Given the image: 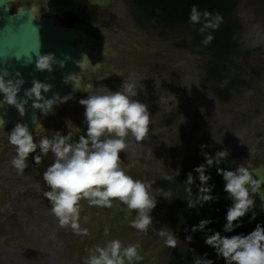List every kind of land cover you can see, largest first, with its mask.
Segmentation results:
<instances>
[{
  "label": "rangeland",
  "instance_id": "rangeland-1",
  "mask_svg": "<svg viewBox=\"0 0 264 264\" xmlns=\"http://www.w3.org/2000/svg\"><path fill=\"white\" fill-rule=\"evenodd\" d=\"M85 1L93 17L88 21L87 34L96 41L111 40L108 51L105 43L98 48L100 56L96 58L111 66L114 61L124 62L128 73L119 76L121 82L115 90L92 75L82 78L81 88L91 84V92L73 91L72 99L47 115L43 127L40 124L30 130L37 140L46 132L52 138L58 131L62 136L84 131V108L79 100L88 94L122 91L133 82L138 93L135 98L148 105L151 122L145 140L136 142L129 134L128 147L120 154L122 166L134 163L125 167L129 175L152 182V195L157 199L151 212L154 227L147 233L130 227L133 213L129 219L123 214L118 219L121 228H114L113 223L107 235L100 231L95 234L91 223H83L82 218L81 227L87 229V235L67 233L41 195L47 190L43 181L46 169L31 165L30 171L26 168L23 174L17 173L14 180V167L2 166L11 165L5 160L11 163L16 154L15 147L5 141L0 146V264H84L87 256L78 259L79 252L97 238L112 235L124 246L140 245L138 252L146 260L138 264H171L172 253L188 236L183 218L187 191L174 193L166 186L167 175L177 169L191 171L205 163L203 152L214 155L218 150L226 153L220 166L229 170L241 164L252 168L264 163V0H240L234 18L232 54L220 60L203 45L198 25L172 29L153 24L137 0H107L100 5L91 4L98 0ZM54 14L60 22L70 24L63 15ZM135 45L158 48L155 57L142 61L146 70L132 65L137 62ZM151 61L154 68H149ZM107 74H113L111 69ZM161 74L162 90L157 92V83H152L150 76L158 78ZM221 90H228V101L218 95ZM16 113L15 109L12 118ZM3 118L0 124L6 122ZM202 145L207 147L202 149ZM48 160L49 166L54 160L51 152ZM213 169L215 166L208 172ZM161 190L170 193L169 199L161 195ZM119 206L124 208L121 203ZM93 207L81 202V211ZM105 211L108 213V208ZM256 218L264 219V212H257ZM160 228L176 234V248L164 245V238L156 231Z\"/></svg>",
  "mask_w": 264,
  "mask_h": 264
},
{
  "label": "clouds",
  "instance_id": "clouds-1",
  "mask_svg": "<svg viewBox=\"0 0 264 264\" xmlns=\"http://www.w3.org/2000/svg\"><path fill=\"white\" fill-rule=\"evenodd\" d=\"M223 17L216 13L213 15L205 10L201 13L197 5H192L189 22L201 24L200 32L219 28ZM214 36L207 34L202 43L207 46ZM87 57V55H83ZM30 59V58H29ZM66 61L57 59L54 53H39L35 59V70L38 72L53 71V66L64 67ZM82 67L80 61H77ZM9 74H0V93L3 94L2 104L14 107L21 117L25 115L26 105L32 101V108L39 110L43 115L54 111V107L66 103L71 96L61 97L54 94L46 98L43 93L51 91L52 85L39 79L31 81L32 86L24 90V97H19L25 83L21 73L6 78ZM66 84L73 85V91L90 93L92 85L81 88L78 74H67L64 77ZM136 85L128 82L122 91L109 93L88 94L86 98L79 100L84 108L83 123L86 125L84 135L77 141L71 142V135H59L51 139L41 136L34 138L33 131L28 124L17 122L7 133L8 143L15 147V156L11 165L18 174H23L27 168L28 157L39 165L43 157L50 152L54 156L53 162L43 172V181L47 191L43 192L51 204L50 212L58 220L61 228H69L75 235H87V229L81 227V202L86 201L90 206L111 208L114 201L126 206L131 215L130 227L139 232L147 233L153 225L151 212L157 205V199L152 195V182L143 179H135L128 174L122 166L120 153L128 147L129 134L136 142H142L148 136L150 125V113L148 105L140 102L137 97ZM0 124V126H3ZM43 127V124H41ZM207 147L202 145L201 148ZM205 163L196 166L192 172L187 173L186 182L195 185L198 179V197L201 207L208 201H216L214 196V184H209L212 179L206 174L208 169L215 166L216 172L223 179V192L231 201L227 207L223 225V233H234L243 223V218L252 213L250 221L256 218L255 198L259 196L264 178L254 177L249 167L241 164L235 170L219 167L226 153L218 150L215 154L203 152ZM193 172L197 174L194 178ZM180 174L179 169L176 170ZM162 194L169 199L170 193ZM188 208H195L191 201H187ZM87 222V218H84ZM212 219H202L197 225H193V233L204 232L205 245L214 249L217 259H222L224 264H264V224L257 223L255 228L247 233L222 235L220 231L206 227L212 224ZM164 238L166 247L176 248V234L164 228L156 229ZM187 231V229L185 230ZM105 234L108 229L105 228ZM192 241L191 235L187 236ZM140 245L129 244L124 246L120 239L106 240L104 245H96L88 249V255L84 264H138L142 260L138 252ZM194 252V250H193ZM195 253V252H194ZM208 253L195 255L194 264H214Z\"/></svg>",
  "mask_w": 264,
  "mask_h": 264
},
{
  "label": "water",
  "instance_id": "water-1",
  "mask_svg": "<svg viewBox=\"0 0 264 264\" xmlns=\"http://www.w3.org/2000/svg\"><path fill=\"white\" fill-rule=\"evenodd\" d=\"M14 1L17 0H0V74L7 72L9 75L6 78H11L17 72L21 73L25 83L18 93L19 97H24V90L32 86L31 81L34 78L52 85L51 91L42 92L46 98H51L54 94L61 97L71 96V84L64 82V77L67 74L80 75L84 70L81 75L85 77L92 75L91 77L100 80L105 77L108 70L114 68L108 63H99L96 57L100 56V51L97 50L104 45L105 41H96L90 37L86 32L87 24L67 25L57 22L51 14V17H45L44 14L37 11L38 9L34 5L27 3L17 12L12 13L11 5ZM97 2H101V0ZM86 49L92 52H90V56L84 58ZM39 53H54L57 59L65 60L66 63L64 67L54 65L51 73L38 72L35 70V59ZM77 61H80L82 67H79ZM24 98L26 99V97ZM2 99L3 94L0 93V101ZM2 105L0 103V118L4 117L2 120H6V122L0 126V131L8 127L7 123H12L14 126L17 122L26 123L29 128H33L41 120L42 113L32 108L31 100L26 105L23 117L16 110V117L12 118L11 113L15 108L6 104ZM262 165L264 164L250 168L254 177L258 179L264 178V166ZM260 195L264 198V186L260 190ZM254 198L255 208H264V201H259L257 196ZM112 216L109 215L106 219ZM100 232L105 234V230L101 229ZM145 260L142 257L141 261Z\"/></svg>",
  "mask_w": 264,
  "mask_h": 264
},
{
  "label": "trees",
  "instance_id": "trees-1",
  "mask_svg": "<svg viewBox=\"0 0 264 264\" xmlns=\"http://www.w3.org/2000/svg\"><path fill=\"white\" fill-rule=\"evenodd\" d=\"M80 3V4H79ZM85 3L82 0H55L54 6L57 11L66 15L70 18L72 23L91 21V12L82 5ZM240 0H137V5L147 11L149 19L153 24H163L168 28L185 27L190 25H198L200 28L201 24H193L189 22V15L192 5H197L199 11L207 10L213 15L219 13L223 20L216 30H207L200 36L201 40L211 33L214 39L210 44L204 46L214 51L215 56L220 60L221 58L228 59L232 54L233 45L231 39L234 36V18L237 11V7ZM86 5V3H85ZM218 95L222 100L228 101L230 94L228 90L217 91ZM44 159V157H43ZM221 167V166H219ZM191 171H180L177 175L176 171L170 172L166 177V186L171 189L177 195L187 191V196L184 199L183 204V218L184 224L188 226L187 234L193 237L192 241L185 239L183 243L175 249L174 254L171 255V264H194L195 255H203L208 253L210 259L214 261V264H224L222 259H217L214 249L205 245L204 243V232L197 231L193 233L191 228L193 225H197L202 219H212L214 222L208 225V228L220 231L222 235H233L251 232L257 223L264 224V219L255 218L250 221L251 214L243 218L242 226L235 230L234 233H223V225L226 223L225 216L227 207L230 206L231 201L227 199V194L223 192V179L217 174L216 168L212 171H207L206 174H210L212 179L209 184H214L213 195L218 197L216 201H208L203 207H201L202 201L198 199L201 195L198 193L199 181L196 180L195 185H189L186 182L187 173ZM194 178L197 176L193 172ZM187 201H191L195 208H188ZM194 250V252H193Z\"/></svg>",
  "mask_w": 264,
  "mask_h": 264
},
{
  "label": "bare ground",
  "instance_id": "bare-ground-1",
  "mask_svg": "<svg viewBox=\"0 0 264 264\" xmlns=\"http://www.w3.org/2000/svg\"><path fill=\"white\" fill-rule=\"evenodd\" d=\"M102 2H104V1H107V0H101ZM28 2H31L30 0H28ZM33 2H35V1H33ZM40 2V1H39ZM28 5H31V4H29L28 3ZM34 6H35V8H39L38 9V12H41L42 11V9H41V5L39 4V5H37V4H34ZM50 15V13H48L47 15H44L45 17H48ZM52 17H53V19H55L57 22H60V20L58 19V17L57 16H55V14H52ZM86 32H87V30H86ZM105 44H107L106 46L107 47H105V48H107L106 49V51H108V49L110 48V46H111V40L110 39H107L106 41H105ZM134 54H135V60H137V62H135V63H132V65L133 66H135L136 68L135 69H139V70H146L148 67H145L144 65L146 64V63H143L142 61L143 60H145L146 58H150V57H155L156 56V54H158V48L156 49H154V48H149V47H147V46H140V45H135V48H134ZM90 52H92L91 50L89 51L88 49H86V52H85V54L87 55V57L88 56H90L91 55V53ZM105 55V54H104ZM87 57H84V58H87ZM152 62V65L150 64V67L149 68H154V62L153 61H151ZM106 63V62H105ZM114 63H115V65H113V69H111V71L112 72H116V73H118L119 75H122V76H126L127 75V73H128V69L127 68H125L123 65L125 64L124 62L122 63L121 61H114ZM134 68V67H133ZM84 72V70L82 71V73ZM81 73V70H80V72H79V74ZM81 73V74H82ZM78 75V76H84V75ZM150 78H151V80H153V82L152 83H157V86H156V88H155V90L157 91V92H160L161 90H162V80H161V78H162V74L161 75H158V78H156V77H154V76H150ZM72 88H73V85L71 84V87H70V93H71V91L73 92V90H72ZM138 100H140V102H141V99H138ZM161 108V105H159V107H158V109H160ZM43 116H44V118H43ZM40 117H42V119H41V121L38 123V125L35 127V129H37L39 126H40V124L41 123H43V121L44 120H46L47 119V115L45 116V115H40ZM16 120V119H15ZM12 125H14V124H12ZM0 130H1V127H0ZM6 132V131H5ZM7 133V132H6ZM6 140H4V137H1L0 138V146H2V144L5 142ZM120 157H121V154H120ZM262 164H264V163H262ZM134 165V163H130V164H126V163H123V166L124 167H128V166H133ZM262 166H264V165H262ZM0 185H1V188L3 189V187H2V184L0 183ZM0 188V194H2V189ZM257 198H258V200L259 201H264V198L259 194V196H257ZM117 202V201H116ZM120 205V203L118 202V203H116V204H113V206L111 207V208H108V210H109V212L107 213L106 211H105V209L104 208H100V207H96V206H94L93 208H89L88 209V211L86 210V211H81V218L83 219L82 221H83V223H87L88 225L91 223V225L93 226V232L95 233V234H97V232L98 231H100L101 229H102V231L103 230H105V228H110V226L114 223V227L117 225L118 227H120L121 226V223L120 224H118V219H120V217L123 215V214H127L126 215V219H129V213H128V211L126 210V206H124L123 205V207L124 208H122V207H120L119 206ZM260 209H263L264 210V208H261L260 207ZM260 209H258L257 207L256 208H254V211H255V213H257V212H264L263 210H260ZM93 213V214H92ZM107 214H112L113 216L111 217V218H107L106 220H102ZM84 218H87V222H85V219ZM102 220V221H101ZM104 222V223H103ZM103 223V224H102ZM121 228V227H120ZM66 230H67V233H72V234H74L72 231H71V229H69V228H66ZM93 234V233H92ZM55 238H56V234H54L53 235ZM111 239H115V237L112 235V236H108V237H103V238H97L96 240H94L93 241V243L91 244V245H89V246H87L86 248H85V251L83 250V252H79V254H78V259H81L82 257H83V255H88V249H90V248H93L94 246H96V245H101V246H103L104 245V242L106 241V240H111ZM146 263V262H145Z\"/></svg>",
  "mask_w": 264,
  "mask_h": 264
},
{
  "label": "flooded vegetation",
  "instance_id": "flooded-vegetation-1",
  "mask_svg": "<svg viewBox=\"0 0 264 264\" xmlns=\"http://www.w3.org/2000/svg\"><path fill=\"white\" fill-rule=\"evenodd\" d=\"M31 2H28V0H17V1H14V2H12V5H11V12L12 13H15V12H17L18 11V9L19 8H21V7H23V5L25 4V3H29V4H32V5H34V4H37V5H41L40 7H41V9H42V11L41 12H39V13H41V14H44V15H47L48 13H50L51 15L52 14H54V13H59V14H61V15H63L64 16V18L66 19V21H69V23L70 24H67V25H73V24H88V21H83V22H80V21H78V22H75V23H72L71 22V20H70V18H68L66 15H64V14H62V13H60L59 11H57L56 10V8H55V6H54V2H55V0H30ZM33 1H35V2H33ZM40 1V2H39ZM82 1H84L85 3H86V5H85V3H83L82 5H84L90 12H91V15H92V11L90 10V8H88L89 7V5L87 4V1H85V0H82ZM102 2H97V1H95L94 3L92 2L91 4H93V5H100ZM80 4V3H79ZM37 9H39V8H37ZM38 11V10H37ZM95 11H93V13H94ZM50 16V15H49ZM51 17V16H50ZM64 24H66V23H64ZM115 76H117V77H115ZM119 76H122V75H119L118 73H116V72H113V74L111 75V74H107L106 73V75H105V77L103 78V79H100L99 80V82L100 81H102V83H105V84H107L109 87H111L112 89H116L117 87H118V82H121V77L119 78ZM80 77V80L82 79V78H84L85 76H79ZM116 78V80H114L113 78ZM57 108V106H55V108L54 109H56ZM42 115V114H41ZM43 118H44V116H43ZM40 119H42V117H40ZM41 121V120H40ZM8 124V127H6V129L5 130H3V132H1L0 131V138L1 137H4V138H6L7 139V133L8 132H10L11 131V129L14 127V125H12V123H7ZM38 125V124H37ZM36 125V126H37ZM35 126V127H36ZM35 127H33V128H30V129H35ZM7 133H6V132ZM85 131H86V129L84 128V131H81V132H75L74 133V135H71V141L72 142H75V141H77L78 140V138L81 136V135H84L85 134ZM44 136H47L48 138H50L51 139V137H49L50 136V133L49 132H46L45 133V135ZM7 142H8V139L6 140ZM32 155H35V154H32ZM32 155H30L29 157H28V164H27V169L30 171L31 169V165H32V167H39V169H42V168H44V170L48 167V157H49V154L47 155V156H45L44 157V159L42 160V162H41V164H39V165H37L35 162H34V160L32 159ZM7 163H9V164H11L8 160H5ZM133 163V162H132ZM3 166V168H12L13 169V167L11 166V165H7V166H5V165H2ZM14 175H15V177H14V180H16V177H17V171H16V169L14 168ZM48 190V189H47ZM47 190H44V191H47ZM43 191V192H44ZM41 195H43V193L41 194ZM44 196V195H43ZM45 202H46V204L48 205V206H50L51 207V204L49 203V201L47 200V198L45 197ZM19 206L20 205H18L17 204V208H19ZM100 208H102V207H100ZM105 210L107 209V208H104ZM16 214H17V210L16 211H14V216H16ZM109 215H112V214H109ZM124 218H126V216L124 217ZM119 224V223H118ZM116 227H118L117 225L114 227V228H116ZM119 228V227H118ZM10 232H12V231H10Z\"/></svg>",
  "mask_w": 264,
  "mask_h": 264
}]
</instances>
